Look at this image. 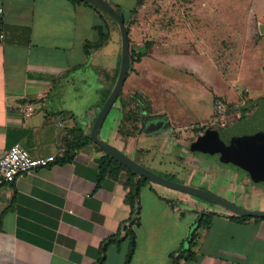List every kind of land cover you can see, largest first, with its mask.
<instances>
[{"label": "crops", "instance_id": "obj_1", "mask_svg": "<svg viewBox=\"0 0 264 264\" xmlns=\"http://www.w3.org/2000/svg\"><path fill=\"white\" fill-rule=\"evenodd\" d=\"M107 1L119 6L124 14L129 1L133 7L129 21L137 0ZM182 1L189 3L187 12L192 17L196 0H179L181 5ZM148 2L138 10V25L129 34L130 51L143 54L140 61L130 65L125 84L130 82L133 86L124 91V84L100 137L148 169L162 171L161 176L184 171L183 182L190 185L197 176L204 181L214 175L220 181L218 194L235 204L240 199L244 205L246 199L238 194L254 182L241 171L225 166L221 155L213 158L193 149L195 141L211 129L191 143L190 137L183 134L185 129L201 124L203 128L205 122L212 121L214 100L210 118H198L195 123L192 111L169 109L167 104L158 103L157 95L135 86L143 74L149 80L154 76L147 61L156 63L172 52L178 56L188 46L190 40L183 36L182 29L188 28L190 36L197 33V27L188 23L181 27L160 21L159 11L148 12ZM170 2L163 0L164 11L169 10ZM246 3L247 8L243 6ZM204 4L206 9L214 8L209 3L207 7V1ZM225 5L227 12L246 8L245 24L252 22L258 27L255 12L248 8L251 0ZM175 9L170 14L180 15L186 10ZM0 10V28L6 34L4 45L0 46V153L20 144L34 158L56 157L48 167L0 187V264H94L101 257L102 246L131 217L125 201L126 176L115 179L106 174L101 178L98 159L104 153L94 144L78 150L70 162L60 163L59 159L66 150V139L81 131L90 137L95 118L110 96L120 70L121 45L118 50L112 49L110 64L97 65L96 58L108 45L88 55L85 44L96 42V27L107 23L111 31L109 42L115 45L117 28L93 7L72 0H0ZM140 30L146 35L132 37L134 31ZM135 93L147 98L151 113L165 116L167 122L163 128L135 138L123 137L118 132L123 114L120 98L130 99ZM235 97L225 99L240 102L245 97V103L252 101L247 91ZM23 102L35 107L30 118H24L19 111ZM208 124L206 127H211ZM259 184L263 186L257 185L262 189L256 197L264 199V183ZM139 201L140 222L134 228L132 264H174V257L189 250L188 239L203 212H216L212 225L199 231L194 257L181 258L180 264H264V219L237 221L207 201L153 183L141 187ZM254 202L255 198L249 209L264 211ZM128 244L127 240L120 247L109 244L104 264H125Z\"/></svg>", "mask_w": 264, "mask_h": 264}, {"label": "rangeland", "instance_id": "obj_2", "mask_svg": "<svg viewBox=\"0 0 264 264\" xmlns=\"http://www.w3.org/2000/svg\"><path fill=\"white\" fill-rule=\"evenodd\" d=\"M206 1L207 7L210 5L214 8L206 9L204 7ZM182 2L183 5H181L179 0H172L170 3L172 7H175L171 9L169 3L167 8L169 10L164 11L163 0L161 3L160 0H149L148 12L153 14L155 10L159 11V17L157 18L160 21H165L167 25L177 23V25L185 27L188 26L187 23L191 24V26L197 27V33H194L197 36H190L191 33L188 28L182 29L181 33L187 39L189 38L190 43L185 49L180 51L179 57L172 52L164 55L163 57L165 58H158L156 63L150 61L152 64H149L147 61L146 64L148 63L147 65L152 68L154 76L149 80L148 75L145 74L144 76L143 74L144 77L136 79L135 86L142 88L149 94L157 95L158 103L167 104L169 109L177 107L182 112L185 109L192 111L190 113L192 115L191 119L195 123L198 118L205 121L210 118L213 112V103L217 100H225L227 103L234 104L237 107L245 106L247 103L244 102L245 97H242L240 102L225 99V97L235 99V96H238V93L243 91H247V96L252 101L264 106V0H251V5L248 7L256 14L255 16L258 20L257 28L252 25V22L249 26L244 22V9L247 8L248 3L243 5L246 8L241 7L243 8L242 10L237 8L233 12H227L224 8L225 4H237L238 0H210L209 2L208 0H196L193 1L195 14L191 17L187 12L189 3ZM177 7L179 9L185 7L184 14H170V11H175ZM132 8L131 3L127 1L124 14L126 19L129 17V12ZM147 17L151 18L152 16L148 15ZM116 31L114 34L115 45L111 42L106 44L108 46L101 53L102 56L96 58L97 65L102 63L110 64L111 60L109 57L112 49H119L121 34L118 28ZM146 33L142 30L134 31L132 37L135 34L146 35ZM197 37H199L198 41ZM230 44L235 45L236 48L233 45L228 47ZM131 86L133 84L130 85V82H126L124 91L130 89ZM198 110H201L202 113H198ZM240 115L242 116V114ZM207 123H210V121L205 122L203 124L204 127L207 126ZM201 127L202 124L183 131L185 137H190V143L192 140L197 139L199 134H202ZM210 157L215 158L214 156ZM216 157L218 159L221 158L220 156ZM223 163L225 166H229L232 171H236L234 165H230L227 161H223ZM155 172L159 174L162 171ZM169 177L176 182L184 183L185 173L184 171H178V173L169 175ZM202 180L201 177L197 176L191 180L190 185L198 188H202V186L207 189L210 188L208 191L224 198L218 194L220 193L217 190L219 179H216L213 175L208 179L205 178L204 181ZM254 184L261 186L259 183ZM254 184H249L241 190V194H238V196H241L242 200L245 198L246 202L243 205L244 201L242 202L238 199L237 205L249 209L255 198L256 202L254 203L264 207V199H257L256 197L257 192H260L259 189L262 188H258ZM169 190L179 193V191ZM212 207L222 209L216 205H212Z\"/></svg>", "mask_w": 264, "mask_h": 264}, {"label": "trees", "instance_id": "obj_3", "mask_svg": "<svg viewBox=\"0 0 264 264\" xmlns=\"http://www.w3.org/2000/svg\"><path fill=\"white\" fill-rule=\"evenodd\" d=\"M76 3H81L90 7H93L97 11H99L104 17L109 19L115 26L118 28L116 22L104 11L99 9L98 7L83 1V0H72ZM147 0H137L136 7L132 11L130 20L124 16L122 9L119 6L112 5L116 11H118L125 20L126 27L129 31V34L133 28H136L138 25V10L142 8ZM119 29V28H118ZM98 32V40L96 42H87L85 44V49L88 55L91 51L99 50L106 46L111 38L110 27L107 23H104L102 26L96 27ZM131 52V62L140 61L143 54ZM122 119L119 125V134L123 137L135 138L144 132L158 130L163 128L166 125V117L163 115H153L151 113V103L150 101L141 96L139 93H135L130 99L122 98ZM227 104L226 117L229 121L230 127H238L243 126L247 129H251L252 127L259 131V133L264 134V106L255 103L254 101H248L244 106H235L234 104H229L225 100H223ZM242 114L241 117L239 115ZM245 124H248L245 126ZM209 126V125H208ZM208 129H219L217 127H203L201 130L205 132ZM242 132V130L240 129ZM75 132V131H74ZM72 132V133H74ZM202 132V133H203ZM88 144L96 145L97 149L104 154L98 159V163L100 165V176L103 178L106 174L112 176L115 179H118L122 174L126 176L125 181V189H126V198L125 201L127 205H129L131 209V217L128 222L120 228L118 233L112 237L107 243L102 246L101 249V257L94 264H104L106 260V251L109 244H113L117 247H120L123 242L126 240L129 241L128 244V252L126 256L125 264H132V258L135 252V227L140 222V190L141 187L147 183H151L144 177H139L136 173L132 172L126 166L122 165L118 161H116L112 156L105 153L101 147H99L96 143H94L88 135L83 133L82 131L79 135L73 136L71 139H66L64 142V148L66 149L63 153L62 157L59 159L60 163L70 162L74 158V154L80 150L81 148L87 146ZM226 161V160H225ZM229 161H227L228 163ZM232 165L231 162H229ZM235 168V167H234ZM164 176V175H163ZM171 180L173 178L169 176H164ZM211 205H215L210 203ZM216 215V212H208L201 213L197 219L196 225L194 226V230L188 239L189 250L185 252H180V255L174 257V264H180L181 258L191 259L194 257L193 248L197 244V240L199 238V231L202 229L208 230L212 225V219ZM232 219L237 221H249V220H263L260 218L253 217H240L236 215H232Z\"/></svg>", "mask_w": 264, "mask_h": 264}, {"label": "water", "instance_id": "obj_4", "mask_svg": "<svg viewBox=\"0 0 264 264\" xmlns=\"http://www.w3.org/2000/svg\"><path fill=\"white\" fill-rule=\"evenodd\" d=\"M105 13L117 24L121 34V63L120 70L114 88L95 118L90 139L101 149L112 156L116 161L126 166L139 177H144L153 184L167 189L197 197L208 203L221 207L230 215L240 217L264 218V211L245 209L225 198H222L206 189L193 187L186 183L176 182L141 165L129 157L114 145L104 141L100 137L102 127L117 103L123 86L128 76L131 65L129 31L124 17L107 0H83ZM248 124H245V126ZM243 126L230 127L223 130H208L201 135L193 144V149L207 155H221L224 160L232 165L248 172L255 183H264V134L255 128L247 129ZM242 130V132L240 131Z\"/></svg>", "mask_w": 264, "mask_h": 264}, {"label": "built area", "instance_id": "obj_5", "mask_svg": "<svg viewBox=\"0 0 264 264\" xmlns=\"http://www.w3.org/2000/svg\"><path fill=\"white\" fill-rule=\"evenodd\" d=\"M5 39V31L0 28V46L4 45ZM19 111L24 118H30L35 113V107L32 103L23 102L19 106ZM226 111L227 104L223 100H217L214 105V116L209 125L219 129L226 128L229 124ZM55 161V156L34 158L22 145L15 144L6 152L0 153V187L14 183L23 175L48 167Z\"/></svg>", "mask_w": 264, "mask_h": 264}, {"label": "flooded vegetation", "instance_id": "obj_6", "mask_svg": "<svg viewBox=\"0 0 264 264\" xmlns=\"http://www.w3.org/2000/svg\"><path fill=\"white\" fill-rule=\"evenodd\" d=\"M240 117H241V115H240ZM227 128H229V124H228V126H227L226 128H223V129H227ZM223 129H217V130H223ZM216 156L219 157V155H216ZM216 156H214V157L217 158ZM235 169L238 170V171H241L242 173H244L245 175H247V176L251 179L250 175L248 174V172H247L246 170L241 169V168H238V167H236V166H235ZM251 180H252V179H251ZM252 182H253V181H252ZM254 183H255V182H254Z\"/></svg>", "mask_w": 264, "mask_h": 264}]
</instances>
